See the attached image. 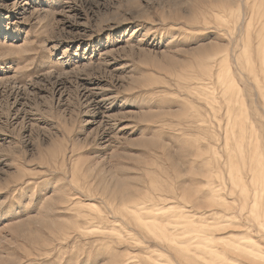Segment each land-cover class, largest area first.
Listing matches in <instances>:
<instances>
[{
    "label": "rangeland",
    "instance_id": "rangeland-1",
    "mask_svg": "<svg viewBox=\"0 0 264 264\" xmlns=\"http://www.w3.org/2000/svg\"><path fill=\"white\" fill-rule=\"evenodd\" d=\"M0 264H264V0H0Z\"/></svg>",
    "mask_w": 264,
    "mask_h": 264
},
{
    "label": "bare ground",
    "instance_id": "bare-ground-1",
    "mask_svg": "<svg viewBox=\"0 0 264 264\" xmlns=\"http://www.w3.org/2000/svg\"><path fill=\"white\" fill-rule=\"evenodd\" d=\"M3 6V5H2ZM4 7V6H3Z\"/></svg>",
    "mask_w": 264,
    "mask_h": 264
}]
</instances>
